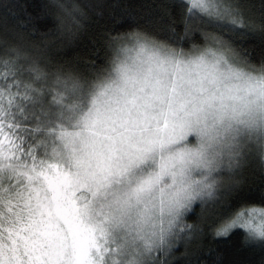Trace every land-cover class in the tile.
I'll use <instances>...</instances> for the list:
<instances>
[{
	"label": "snow or ice",
	"instance_id": "snow-or-ice-1",
	"mask_svg": "<svg viewBox=\"0 0 264 264\" xmlns=\"http://www.w3.org/2000/svg\"><path fill=\"white\" fill-rule=\"evenodd\" d=\"M193 8L244 26L240 13L225 7L222 0H191L189 12ZM216 42L222 51L218 55L209 49L211 60L205 55L187 61L171 53L149 56L148 62L164 70L163 78L130 77L128 67L122 66V85H103L93 97L85 123L90 136L79 152L73 150L67 166L16 163L22 149L0 123V136L9 146L15 145L0 141V161L11 162L8 167L15 179L0 194V264H104L106 257L111 264H120L118 257L134 261L144 251L151 253L149 264H163L157 254L170 249L164 243L163 221L159 231L138 235L141 245L127 240L117 244L106 227L108 217L94 219L90 204L75 199L74 189L87 188L95 198L107 195L114 184L127 185L113 201L115 211L121 220L135 214L146 221L151 215L146 200L165 178H171L172 185L178 179L184 183L192 167L207 166V152L219 141L220 128L226 122L227 128L233 121L242 122L245 113L235 103L243 99L240 93L264 95V76L235 68L230 62L235 56L226 54L231 52L226 42L218 38ZM135 44L141 53L146 51L141 39L136 38ZM109 92L112 97L102 99ZM190 137L196 138L195 147L188 143ZM192 199L189 194L170 204V227ZM256 215L261 222L253 227ZM236 227L264 238V209H241L216 235H227Z\"/></svg>",
	"mask_w": 264,
	"mask_h": 264
},
{
	"label": "trees",
	"instance_id": "trees-1",
	"mask_svg": "<svg viewBox=\"0 0 264 264\" xmlns=\"http://www.w3.org/2000/svg\"><path fill=\"white\" fill-rule=\"evenodd\" d=\"M222 2L240 13L244 26L229 25V18L216 20L204 12H189L191 5L186 0H0V89L7 85L9 74L21 71L22 84L35 85L41 92L40 105L28 100L26 111L21 108L11 112V117L7 115L14 120L10 128L23 135L20 158L25 165L39 164L40 158L58 161L57 131L62 117L58 113L66 108L59 109L54 103L53 89L59 86L51 71L70 67L86 77H103L112 50L123 47L125 39L141 37L177 52H189L219 48L210 43L218 38L243 66L250 70L264 66V0ZM34 63L48 69L49 75L37 79ZM90 91L84 87L71 99L84 103ZM0 94L3 106L6 94ZM3 176L0 174V194L15 183L13 174ZM238 179L213 201L198 204L187 215L186 231L177 243L163 255L157 254L163 264H264V240L246 229L236 227L227 235H216L241 209H264V165L249 161Z\"/></svg>",
	"mask_w": 264,
	"mask_h": 264
},
{
	"label": "clouds",
	"instance_id": "clouds-1",
	"mask_svg": "<svg viewBox=\"0 0 264 264\" xmlns=\"http://www.w3.org/2000/svg\"><path fill=\"white\" fill-rule=\"evenodd\" d=\"M129 69L128 76L137 78H154L159 76L163 78L165 72L145 58L137 49L120 47L117 45L112 50L109 69L103 77L97 75L84 76L81 72L73 68H61L51 71L54 74V83L59 88H54L58 105L65 106L70 119L62 123L58 130L61 142L65 145L67 155L73 150L79 152L83 146L82 142L87 141L90 133L85 127L86 119L90 118L89 110L92 108V100L101 90V86L114 83L122 85L120 79L122 66ZM34 71L37 79L49 75V70L34 63ZM254 76H264V66L259 70H249ZM168 76H171V70H168ZM87 87L91 89L87 105L81 108L79 102L72 100L71 95L77 93L80 89ZM131 91V89H129ZM118 94V93H117ZM113 93L109 92L108 99ZM242 100L235 102L237 109L245 114L240 117V121L231 122V128L225 126L220 128L221 137L218 142L207 152L205 163L206 167H192L189 173V179L180 183L179 179L175 185H172L171 178H165L161 185L156 188L146 202L151 208V215L146 221L132 214L130 217H124L122 220L120 214L115 211L113 201L117 196L122 195L123 185L114 184L107 190V195L99 194L92 202V215L96 220H103L108 217L106 227H108L111 236L115 238L117 244L127 240L129 243L136 241L141 245L143 241L138 239V235L145 236L152 231H159L161 221L165 230L164 243L167 246H173L177 243L180 235L186 231L185 221L188 214L203 202L213 201L220 193L230 186L239 182V174L249 164V158L254 157L261 165H264V95L259 92L246 94L241 92ZM227 129V130H226ZM188 143L195 147L196 138L190 137ZM171 185V186H169ZM189 194L193 195L186 211L171 224L172 216L168 215V207L175 200H183ZM163 203L164 214L161 216L160 209ZM155 226V227H154ZM191 228L192 225L188 224ZM170 227V231H169ZM190 238V237H189ZM264 240V238H260ZM151 253L144 251L142 256H138L134 261L128 256H120V264H149ZM104 264H111L109 257L105 258Z\"/></svg>",
	"mask_w": 264,
	"mask_h": 264
},
{
	"label": "rangeland",
	"instance_id": "rangeland-1",
	"mask_svg": "<svg viewBox=\"0 0 264 264\" xmlns=\"http://www.w3.org/2000/svg\"><path fill=\"white\" fill-rule=\"evenodd\" d=\"M186 1L191 5V0H186ZM193 10L198 11L199 13H203L199 8H193ZM227 23L229 25H231L230 19ZM137 38L141 39V41L143 43H145V45H146V51L143 52L142 54L145 56V58L147 60H148V57L153 55L154 53L158 54L161 57H163L166 53H171V54H174V58L184 60V61H187L190 59H195L196 57H198L200 55H205L206 59L211 60L212 55H211V52L208 51L209 49H211L212 51H216L218 55L221 54V51H222L221 49L215 48V47H205L202 49H196V50H192L189 52H177V51L168 49V48L164 47L163 45L152 43L151 41L149 42V41H147L141 37H137ZM135 39H136V37L125 39V41L123 43V47L139 50V48L135 44ZM210 43H215V45L218 46L216 41H213ZM226 54L230 57L233 55L235 56V61L230 60V62L233 63V66L235 68H237L238 70L244 71V72H248L250 70L241 64V62L237 59L235 54H233L232 52H227ZM151 64L157 66L155 62H153ZM162 67L168 68V65L164 64ZM21 76H22L21 71H15L14 73L9 74V79L6 82L7 85H5L4 88L0 89V93H3V95L6 94L3 106L0 104V123L4 124L5 132L6 133L8 132L11 136L10 138L14 139V141L22 149V153H17L18 159L20 160V161H18V160L17 161L19 162V164H25V161H23V158H20L22 156L23 150H24V148L22 147V141H21L23 135H21L18 132V130H16V128H12V129L10 128L13 125L14 120L13 119L10 120L7 117V115L9 117H11L12 116L11 112H14V111L20 112V111H22L21 108H24V110L26 111L27 110L26 104H27V102H29L28 100H30L34 105H37V104L40 105V102L42 99H41V92H39V90L36 88L35 85L34 86H26V85L22 84ZM0 97H1V94H0ZM52 100H53V98H52ZM87 101L84 103H80L81 108H83L87 105ZM54 103L56 104L57 108H59V109H62L65 107V106L58 105L56 99H54ZM29 106L32 108V105L30 103H29ZM58 114H60L62 116L58 120V123L60 125L62 123H66L70 119V116L67 114V111H64L63 114H61V112H59ZM57 137H58L57 143L59 145L58 146L56 145V146L59 149V152L56 155V158L58 161L53 163L50 160L47 162V160L40 158L39 164L37 163V161H33L32 164H35L37 167H47V166L53 165V164L61 165V166H63V165L67 166L69 164V156L70 155H67L65 145L61 142L59 135ZM0 141H2L3 144L8 146V147H13V148L15 147V145L9 146L8 140L3 139L2 136H0ZM249 161L253 162V161H256V159L254 157H250ZM9 163H11V162L0 161V174L1 175L6 176L8 174H12L11 168L8 167ZM122 185H123L122 191H125L127 188V185H124V184H122ZM74 192H75V196H74L75 199L79 200L81 203H89L90 206L92 205V202L95 198L93 197L92 192L89 189H87V188L74 189ZM260 222H261L260 217L258 215H256L252 219L253 227L258 226L260 224Z\"/></svg>",
	"mask_w": 264,
	"mask_h": 264
}]
</instances>
